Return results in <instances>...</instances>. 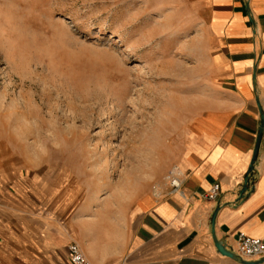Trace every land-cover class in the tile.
<instances>
[{"label":"rangeland","instance_id":"374dc122","mask_svg":"<svg viewBox=\"0 0 264 264\" xmlns=\"http://www.w3.org/2000/svg\"><path fill=\"white\" fill-rule=\"evenodd\" d=\"M196 2L0 0L4 189L120 227L169 182L222 107Z\"/></svg>","mask_w":264,"mask_h":264},{"label":"crops","instance_id":"0c3cea01","mask_svg":"<svg viewBox=\"0 0 264 264\" xmlns=\"http://www.w3.org/2000/svg\"><path fill=\"white\" fill-rule=\"evenodd\" d=\"M196 1L222 107L196 122L173 169L182 194L165 182L117 227L66 219L54 196L6 190L0 179V264H70L74 242L90 264H241L213 236L233 252L240 233L264 241V0Z\"/></svg>","mask_w":264,"mask_h":264},{"label":"built area","instance_id":"2783aa9c","mask_svg":"<svg viewBox=\"0 0 264 264\" xmlns=\"http://www.w3.org/2000/svg\"><path fill=\"white\" fill-rule=\"evenodd\" d=\"M169 183L172 188V194H182L184 179L181 177L180 173H171ZM219 193L220 186L214 185L206 195V198L209 200H215ZM234 252L243 260H258L264 257V241L261 239L251 238L243 233H240L237 238V251ZM69 259L70 264H90L81 247L75 242L69 246Z\"/></svg>","mask_w":264,"mask_h":264},{"label":"water","instance_id":"95a60500","mask_svg":"<svg viewBox=\"0 0 264 264\" xmlns=\"http://www.w3.org/2000/svg\"><path fill=\"white\" fill-rule=\"evenodd\" d=\"M258 152V148L255 152V156H254V161L256 160V155ZM215 224V219H213V225ZM213 240H214V244L216 246L217 251L224 257H228L230 259H233L235 261H239L241 264H260L261 261H247V260H243L241 258H239L235 252L229 250L222 242L218 241L216 236H213Z\"/></svg>","mask_w":264,"mask_h":264},{"label":"bare ground","instance_id":"6f19581e","mask_svg":"<svg viewBox=\"0 0 264 264\" xmlns=\"http://www.w3.org/2000/svg\"><path fill=\"white\" fill-rule=\"evenodd\" d=\"M174 173H176V170L174 171Z\"/></svg>","mask_w":264,"mask_h":264}]
</instances>
